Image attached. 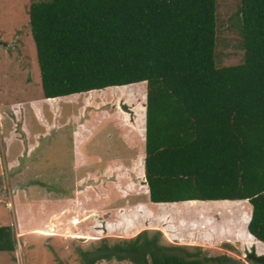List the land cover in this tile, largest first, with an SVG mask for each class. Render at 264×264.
<instances>
[{
    "label": "trees",
    "instance_id": "obj_1",
    "mask_svg": "<svg viewBox=\"0 0 264 264\" xmlns=\"http://www.w3.org/2000/svg\"><path fill=\"white\" fill-rule=\"evenodd\" d=\"M216 9L217 0H48L30 4L28 18L43 97L145 84L143 175L150 203L245 202L248 233L234 238L264 257V0H241L238 65H217ZM130 219L123 220L138 232ZM170 222L165 232L175 239ZM208 235L201 240L209 242ZM153 239L159 249L185 251L162 245L161 234L147 230L114 248L138 250ZM16 245L13 229L1 226L0 253ZM205 260L242 264L225 255ZM139 264L202 263L150 251Z\"/></svg>",
    "mask_w": 264,
    "mask_h": 264
},
{
    "label": "rangeland",
    "instance_id": "obj_2",
    "mask_svg": "<svg viewBox=\"0 0 264 264\" xmlns=\"http://www.w3.org/2000/svg\"><path fill=\"white\" fill-rule=\"evenodd\" d=\"M43 1L0 0V227L10 226L17 239L14 252L0 253V264H84L80 251L121 244L144 230L159 232L164 246L251 264L245 258L254 248L233 241L247 232V203H150L143 175L145 84L43 97L28 18L30 4ZM240 5L217 0L219 67L243 62ZM169 221L175 239L165 232ZM97 264L135 263L111 257Z\"/></svg>",
    "mask_w": 264,
    "mask_h": 264
},
{
    "label": "water",
    "instance_id": "obj_3",
    "mask_svg": "<svg viewBox=\"0 0 264 264\" xmlns=\"http://www.w3.org/2000/svg\"><path fill=\"white\" fill-rule=\"evenodd\" d=\"M150 251H152L159 259H164L165 257H175L184 260L187 263L201 262L202 264H220L218 261H206L203 254H200L199 256H189L185 251L179 249H159L155 239L145 242L138 250H134L132 246H129L126 250L103 246L100 249L82 253V258L86 264H96L98 261L106 260L109 257H114L117 260H127L135 264H139L146 262V255ZM245 260L257 264H264V257L257 256L255 252L248 254Z\"/></svg>",
    "mask_w": 264,
    "mask_h": 264
},
{
    "label": "flooded vegetation",
    "instance_id": "obj_4",
    "mask_svg": "<svg viewBox=\"0 0 264 264\" xmlns=\"http://www.w3.org/2000/svg\"><path fill=\"white\" fill-rule=\"evenodd\" d=\"M103 246H108L109 248H114L115 247V245H109V244H107V243H102L101 245H99V246H97V247H95L94 249H92V250H89V251H87V252H91V251H94V250H97V249H100V248H102ZM129 246H132L133 247V249H134V246L132 245V244H127V245H125L124 247H125V249H127ZM122 247V246H121ZM121 247H117V248H121ZM122 249V248H121ZM135 250V249H134ZM82 255V254H81ZM109 258H111V257H109ZM146 258H147V255H146ZM108 259V258H107ZM106 259V260H107ZM99 262V261H98ZM102 262V261H101ZM84 264H86V262H84ZM97 264V263H96Z\"/></svg>",
    "mask_w": 264,
    "mask_h": 264
},
{
    "label": "crops",
    "instance_id": "obj_5",
    "mask_svg": "<svg viewBox=\"0 0 264 264\" xmlns=\"http://www.w3.org/2000/svg\"><path fill=\"white\" fill-rule=\"evenodd\" d=\"M248 233V232H247ZM229 240V239H228ZM229 241H231L232 242V240H229ZM233 241L234 242H238V240H236V238H233ZM256 252H257V250H256ZM260 254H264V251H263V253H260Z\"/></svg>",
    "mask_w": 264,
    "mask_h": 264
}]
</instances>
